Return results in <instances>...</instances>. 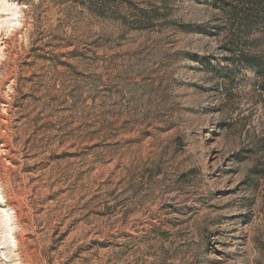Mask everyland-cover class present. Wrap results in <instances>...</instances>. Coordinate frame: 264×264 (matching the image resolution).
Here are the masks:
<instances>
[{
    "label": "rangeland",
    "instance_id": "374dc122",
    "mask_svg": "<svg viewBox=\"0 0 264 264\" xmlns=\"http://www.w3.org/2000/svg\"><path fill=\"white\" fill-rule=\"evenodd\" d=\"M227 1L0 4V264H264V29L226 51Z\"/></svg>",
    "mask_w": 264,
    "mask_h": 264
},
{
    "label": "trees",
    "instance_id": "16d2710c",
    "mask_svg": "<svg viewBox=\"0 0 264 264\" xmlns=\"http://www.w3.org/2000/svg\"><path fill=\"white\" fill-rule=\"evenodd\" d=\"M222 9L234 18L233 23L229 25L230 31L226 33L228 35L226 42L229 45L225 48L226 51H229L230 45L238 42L242 36L254 34L255 30L260 27L264 29V0H229L222 6ZM236 55L243 66L252 67L258 70V75H261L262 63L258 55L243 49L238 50ZM260 79L264 80V77L260 76ZM259 87L262 96L264 95V81Z\"/></svg>",
    "mask_w": 264,
    "mask_h": 264
},
{
    "label": "clouds",
    "instance_id": "9594fccd",
    "mask_svg": "<svg viewBox=\"0 0 264 264\" xmlns=\"http://www.w3.org/2000/svg\"><path fill=\"white\" fill-rule=\"evenodd\" d=\"M0 4L3 5L4 11L11 12V13L15 14L13 16L14 19H15L16 15L20 14V9L18 8V6L14 2L7 3V2H5V0H0ZM3 59H6V55L3 54L2 52H0V60H3ZM0 211H3V210H0ZM9 215H11V214L9 213Z\"/></svg>",
    "mask_w": 264,
    "mask_h": 264
},
{
    "label": "bare ground",
    "instance_id": "6f19581e",
    "mask_svg": "<svg viewBox=\"0 0 264 264\" xmlns=\"http://www.w3.org/2000/svg\"><path fill=\"white\" fill-rule=\"evenodd\" d=\"M7 223H8V214L5 215V217L3 218V221H2V227L4 228L5 226H7ZM11 228H4L1 232V237L4 241H7V240H12V233H11Z\"/></svg>",
    "mask_w": 264,
    "mask_h": 264
}]
</instances>
